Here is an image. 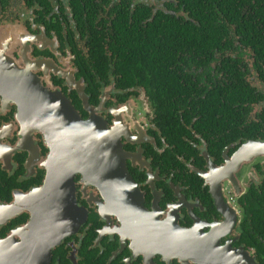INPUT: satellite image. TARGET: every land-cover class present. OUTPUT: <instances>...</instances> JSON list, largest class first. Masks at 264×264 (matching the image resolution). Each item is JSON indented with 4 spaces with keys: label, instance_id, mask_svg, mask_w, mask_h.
<instances>
[{
    "label": "flooded vegetation",
    "instance_id": "obj_1",
    "mask_svg": "<svg viewBox=\"0 0 264 264\" xmlns=\"http://www.w3.org/2000/svg\"><path fill=\"white\" fill-rule=\"evenodd\" d=\"M170 5L178 3L0 0V43L8 44L10 66L29 69L44 86L59 88L84 120L90 118L85 99L98 111L108 129L119 134L148 213L142 232L123 230L118 216H101L102 194L76 174V199L87 218L52 250L47 264H210L198 243L186 244L190 249L183 251L174 232L183 229L197 231L200 242L238 252L246 264H264V213L259 221L252 211L257 205L264 210V153L256 149L264 138L255 126L264 125V102L252 107L242 127H226L223 119L213 125L204 104L187 107L190 121H185L183 104L207 97L201 89L210 83L207 76L198 83L190 76L198 89L184 79L166 97L162 83V93L156 94L152 76L145 84H132L119 73L124 54L115 45L133 11L145 8L151 13L147 21L160 26L167 17L192 20L186 10ZM2 77L12 95L0 93V240L21 243L31 213L15 206L43 185L50 148L42 134L28 128L9 88L12 79Z\"/></svg>",
    "mask_w": 264,
    "mask_h": 264
},
{
    "label": "water",
    "instance_id": "obj_2",
    "mask_svg": "<svg viewBox=\"0 0 264 264\" xmlns=\"http://www.w3.org/2000/svg\"><path fill=\"white\" fill-rule=\"evenodd\" d=\"M7 48V43H0V82L6 78L2 76L12 79L9 88L18 96L28 128L42 134L50 154L49 173L43 185L15 206L17 211L31 213L29 224L21 231L23 240H0V264H47L52 250L85 221L87 214L76 199V174H81L85 184L93 185L102 194L101 216L111 220L116 215L123 230L142 232L148 213L143 194L128 171L119 134L108 129L107 122L88 106L86 99L88 120L81 117L59 88L44 86L29 69L10 66ZM9 91L8 86L0 83L1 94ZM256 149L264 153V143H256ZM174 232L183 241V251L190 249L186 244L198 243L202 257L210 264H246L238 252L217 247L215 242H200L195 230Z\"/></svg>",
    "mask_w": 264,
    "mask_h": 264
},
{
    "label": "trees",
    "instance_id": "obj_3",
    "mask_svg": "<svg viewBox=\"0 0 264 264\" xmlns=\"http://www.w3.org/2000/svg\"><path fill=\"white\" fill-rule=\"evenodd\" d=\"M176 1L178 5L170 7L186 10L192 20L167 17L160 26L156 20L147 21L151 13L145 8L133 11V20L120 30L115 45V50L124 54L119 73L132 84H145L147 76H152L156 94L162 93V83L166 97L184 79L192 83L190 76H196L198 83L207 76L210 83L201 88L205 93H199L207 97H199V102L186 100L183 120L190 121L187 107L204 104L213 125L223 119L226 127H242L252 107L264 102V0ZM156 29L161 37L154 35ZM189 85L198 89L193 83ZM175 118L179 120L177 114ZM260 118L264 120V111ZM256 124L264 138L263 123ZM252 211L260 221L264 213L261 206H254Z\"/></svg>",
    "mask_w": 264,
    "mask_h": 264
},
{
    "label": "rangeland",
    "instance_id": "obj_4",
    "mask_svg": "<svg viewBox=\"0 0 264 264\" xmlns=\"http://www.w3.org/2000/svg\"><path fill=\"white\" fill-rule=\"evenodd\" d=\"M255 77L253 78V80L255 81ZM257 83V82H256ZM263 88H264V86H263ZM261 106V105H260ZM260 106L258 107V109H260ZM248 170V165H246V166H244V169H243V172H245V171H247ZM241 175H244V174H240V176ZM242 177H244V176H242Z\"/></svg>",
    "mask_w": 264,
    "mask_h": 264
}]
</instances>
